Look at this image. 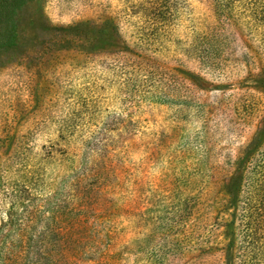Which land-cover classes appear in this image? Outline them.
I'll return each mask as SVG.
<instances>
[{
  "label": "rangeland",
  "instance_id": "rangeland-1",
  "mask_svg": "<svg viewBox=\"0 0 264 264\" xmlns=\"http://www.w3.org/2000/svg\"><path fill=\"white\" fill-rule=\"evenodd\" d=\"M148 1L0 0V264H26L54 220L74 264H264L246 195L264 165V0H229L231 22L217 0H161L154 30ZM211 31L226 42L206 63L189 48ZM105 124L106 158L65 182L51 155Z\"/></svg>",
  "mask_w": 264,
  "mask_h": 264
},
{
  "label": "trees",
  "instance_id": "trees-1",
  "mask_svg": "<svg viewBox=\"0 0 264 264\" xmlns=\"http://www.w3.org/2000/svg\"><path fill=\"white\" fill-rule=\"evenodd\" d=\"M214 6L216 14H218V16L220 17V21L231 22L233 20V18L229 17V11L231 9L229 0H217ZM161 7V0H150L145 4H142V11L140 12V17L147 24L152 26V30L158 28L159 26H164L168 23L167 18L169 13ZM253 20L256 22V19ZM258 22L260 21L258 20ZM225 42L226 40L223 38V35L221 33H219V35H215L211 31L209 33H206L205 35L197 36L189 50L194 53L200 59V61L209 63L210 59L218 55L217 52L220 50V46L223 45ZM126 48H128L127 43L125 49ZM74 128L75 127H73L72 129V127H70V130L72 129V133H74ZM116 130L117 128L114 125L105 124L103 126H99L97 130L90 131L88 135H86V137L76 139L73 136L66 137L64 138V140L62 139L63 142L60 146L62 147L61 153L57 152L59 153L60 158L57 160L55 159L56 155L53 156L52 154L51 156L52 160H56V165L58 163H62L65 167V171L63 173L65 175L62 176L64 178V181L71 178L70 181L72 182V186H80L84 182H87V180H89L91 177V171L86 167V161L90 160L92 157L95 156H98L99 158L102 157L103 159L106 158V155H104V153H102L103 151L101 150L102 148L105 149L106 144L109 142L110 134L114 133ZM38 166L42 167L43 165L39 164ZM38 166H35L33 169L35 173L40 172L38 171L40 170L38 169ZM46 166L48 168H51L48 164ZM259 175L262 177V182L258 184L257 187L252 186V189L248 190V194L246 195L251 196L253 194L254 196L252 197L256 198V203L259 206L258 215H260L261 217V223L263 222L264 224V165L261 171L259 172ZM254 176H256V174H254ZM28 180H26V182H28L29 184H33L32 179ZM27 191L28 190L26 188L24 193L25 195L20 196V198L17 199L13 204V207L22 206V211L24 212L19 214V209L12 207L13 209L9 212L7 218V224L9 226H15L16 228H19L20 225L18 219L29 218L26 215L27 210H29L27 199H30L32 196H30ZM249 218L250 216L247 217L246 220H249ZM251 220H253V217L251 218ZM240 224H242V226H240L242 228L241 236L247 238V230H243L244 228H246L245 220ZM46 227H48V229L47 232L43 233L44 239L41 240L42 244H40L39 249H36V252H34L31 257L27 258L26 264H74V260L81 253L73 254V250L76 247L74 242L69 243V241H67L66 239H57L62 238V229H60V222L54 220L51 225ZM54 238L55 241L56 239L58 240V243H53L51 246L54 245V249L49 251L47 247L44 246V243L50 244V242ZM104 256L106 255H102V259H100L96 264H107L104 261ZM165 258L166 254L163 253L162 255L156 257V259H152V262L153 264H164Z\"/></svg>",
  "mask_w": 264,
  "mask_h": 264
}]
</instances>
